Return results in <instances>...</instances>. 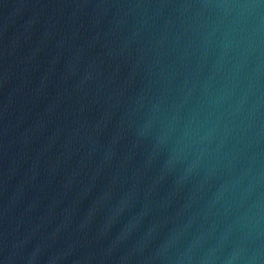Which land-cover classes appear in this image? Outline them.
Masks as SVG:
<instances>
[{"label": "water", "instance_id": "obj_1", "mask_svg": "<svg viewBox=\"0 0 264 264\" xmlns=\"http://www.w3.org/2000/svg\"><path fill=\"white\" fill-rule=\"evenodd\" d=\"M0 264H264V0H0Z\"/></svg>", "mask_w": 264, "mask_h": 264}]
</instances>
